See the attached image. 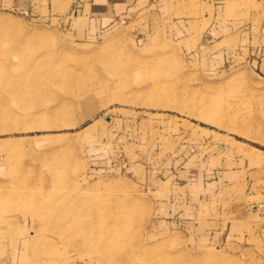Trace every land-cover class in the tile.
Here are the masks:
<instances>
[{
  "label": "rangeland",
  "instance_id": "rangeland-1",
  "mask_svg": "<svg viewBox=\"0 0 264 264\" xmlns=\"http://www.w3.org/2000/svg\"><path fill=\"white\" fill-rule=\"evenodd\" d=\"M81 3L0 0V264H264V0ZM178 151L254 172L172 215Z\"/></svg>",
  "mask_w": 264,
  "mask_h": 264
},
{
  "label": "crops",
  "instance_id": "crops-1",
  "mask_svg": "<svg viewBox=\"0 0 264 264\" xmlns=\"http://www.w3.org/2000/svg\"><path fill=\"white\" fill-rule=\"evenodd\" d=\"M80 2H82L80 5L83 9L82 13L76 17V24L85 22L87 30L93 32L111 25L115 17L129 10L136 0H80ZM219 153L218 151L212 154H203L201 157L200 154L193 153L190 156L179 158L178 151L175 157H171L168 169L171 171L170 177H172L170 193L173 201L167 209L173 213L172 215H180V211L184 207L195 209V206H199L198 203L201 201H203L202 205L209 203L225 188L241 181L240 176L247 175L249 177L254 172L252 168H249L248 163L244 166L239 163L242 159H237L236 166L228 167L226 158H221ZM211 160L216 161L218 165H211ZM189 164L190 167L187 168L186 166ZM251 197L254 195L246 196L248 201L243 205L245 212L240 214H243V219L248 216L246 221L252 216L254 217L256 213H253L256 211L254 210L256 206H253V202H249ZM240 222L236 219L228 221L225 227L219 231L221 237L223 239L237 237L238 233L243 230Z\"/></svg>",
  "mask_w": 264,
  "mask_h": 264
}]
</instances>
